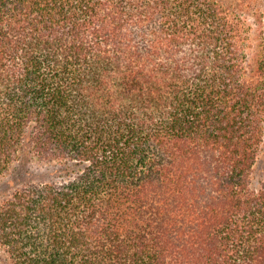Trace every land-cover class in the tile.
<instances>
[{
	"label": "trees",
	"instance_id": "trees-1",
	"mask_svg": "<svg viewBox=\"0 0 264 264\" xmlns=\"http://www.w3.org/2000/svg\"><path fill=\"white\" fill-rule=\"evenodd\" d=\"M263 149L264 0H0V264H264Z\"/></svg>",
	"mask_w": 264,
	"mask_h": 264
},
{
	"label": "rangeland",
	"instance_id": "rangeland-1",
	"mask_svg": "<svg viewBox=\"0 0 264 264\" xmlns=\"http://www.w3.org/2000/svg\"><path fill=\"white\" fill-rule=\"evenodd\" d=\"M36 164V165H35ZM32 164L31 171L36 175V176H41V177H45L47 178V170L45 168V166H39L37 167V163ZM261 168H264V149L261 153L258 165H257V170L259 171ZM10 176L5 177L0 185V196H3L5 194V192H8L12 189V187L8 184L10 178ZM38 178V177H36Z\"/></svg>",
	"mask_w": 264,
	"mask_h": 264
}]
</instances>
